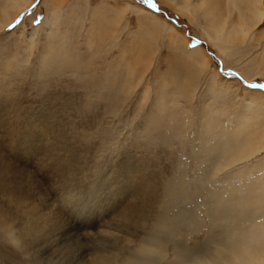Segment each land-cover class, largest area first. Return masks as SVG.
Segmentation results:
<instances>
[{"label": "rangeland", "instance_id": "rangeland-1", "mask_svg": "<svg viewBox=\"0 0 264 264\" xmlns=\"http://www.w3.org/2000/svg\"><path fill=\"white\" fill-rule=\"evenodd\" d=\"M260 1L245 20L251 28L231 39L239 15L227 11V0H152L154 8L140 0H0L1 211L57 205L66 155L109 181L116 159L139 147L157 185L184 168L192 180L193 159L233 128L249 141L232 154L249 156L199 180L257 186L264 178ZM189 235V246L202 239ZM10 237L0 231V264L31 263ZM168 246L160 264L172 259Z\"/></svg>", "mask_w": 264, "mask_h": 264}, {"label": "bare ground", "instance_id": "bare-ground-1", "mask_svg": "<svg viewBox=\"0 0 264 264\" xmlns=\"http://www.w3.org/2000/svg\"><path fill=\"white\" fill-rule=\"evenodd\" d=\"M260 2L227 0V11L230 7L239 15L238 22L236 16L231 22V39L251 28L245 20L258 10ZM224 7L216 11L223 14ZM243 8L247 10L241 16L244 21L240 19ZM223 15L226 17L225 12ZM237 132L233 128L211 137L214 141L205 150L204 159H193L196 169L192 180L186 178L184 168L168 173L166 177L174 178L158 185L154 167L145 172L142 160L151 159L140 154L139 147L133 154L124 151L118 155L117 175L109 181L105 176L99 178L98 171L90 177L88 171L83 172V163L66 155L63 163L67 172L61 181L64 194L60 193L58 204L50 205L48 212L21 209L15 216L0 207V231L11 236L31 259L29 264H160L168 245L172 259L165 264H264V178H255L258 185L254 187L236 183L227 188L217 184L208 187L199 180L248 155L246 150L233 155L249 141ZM134 139L140 141L137 136ZM105 142L102 140V145ZM202 194L206 199L198 201ZM200 213L210 226L204 228ZM191 233H201L202 239L189 246Z\"/></svg>", "mask_w": 264, "mask_h": 264}, {"label": "snow or ice", "instance_id": "snow-or-ice-1", "mask_svg": "<svg viewBox=\"0 0 264 264\" xmlns=\"http://www.w3.org/2000/svg\"><path fill=\"white\" fill-rule=\"evenodd\" d=\"M140 2H141V3H147L148 6L151 7V8H154V7H155L154 4L152 3V0H140ZM16 23H17V25H18V24L20 23V21H17ZM13 27H14V26H13ZM261 87H264V86H261Z\"/></svg>", "mask_w": 264, "mask_h": 264}]
</instances>
